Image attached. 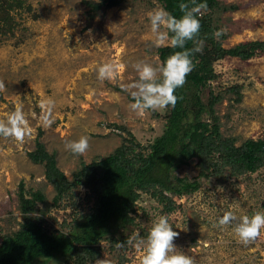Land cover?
<instances>
[{
	"label": "rangeland",
	"instance_id": "1",
	"mask_svg": "<svg viewBox=\"0 0 264 264\" xmlns=\"http://www.w3.org/2000/svg\"><path fill=\"white\" fill-rule=\"evenodd\" d=\"M20 1V8L7 13L0 5V81L5 85L0 91V119L20 106L33 133L23 143L0 137V237L15 231L21 222L16 197L19 182L26 192L42 193L46 206L53 196L42 165L31 163L26 156L34 141L54 157L58 170L70 180L81 165L105 157L120 145L125 135L115 126L146 146L160 134V117L165 114V109L153 111L156 116L149 111L143 115L132 112L128 107L131 97L123 90V85L138 79L132 67L135 62L159 65L156 50L162 46H156L147 16L160 8L156 0H126L93 13L83 1L99 0ZM210 19L217 30H223V48L264 40V0H218ZM106 62L115 66V77L100 81L97 68ZM213 70L217 77L209 88L221 95L214 106L220 135L232 138L235 146L247 139L264 140V53L245 62L225 58L216 61ZM233 85L239 87L237 101L235 95L224 93ZM205 97L203 90V103ZM49 98L55 102L54 123L45 127L39 119L40 102ZM81 136L89 137L84 154L65 150L66 142ZM173 175L191 181L196 175L194 161ZM84 194L80 187L73 189L80 212L89 205ZM173 199L176 208L166 216L173 231L179 233L174 245L196 264H264V228L257 240L244 245L232 231L235 222L218 224L225 211L238 218L264 212V168L243 177L224 173L218 179H200L195 192ZM131 202L136 226L121 228L116 234V238H127L125 244L119 242L123 247L100 243L99 259L138 264L136 240L146 237L152 222L164 214L161 206L144 194L132 192ZM36 207L43 210L41 205ZM71 212L70 208H49L45 219L60 223L68 220ZM38 264L54 262L40 260Z\"/></svg>",
	"mask_w": 264,
	"mask_h": 264
},
{
	"label": "trees",
	"instance_id": "2",
	"mask_svg": "<svg viewBox=\"0 0 264 264\" xmlns=\"http://www.w3.org/2000/svg\"><path fill=\"white\" fill-rule=\"evenodd\" d=\"M126 0L83 1L90 12L118 6ZM172 15H181L178 4L189 0H156ZM206 3L208 8L197 15L200 31L194 41L186 47L192 49L202 41V52L191 57L193 69L186 77V83L175 92L178 99L174 108L169 106L160 117V134L146 146L135 142L124 128L125 137L108 155L81 165L68 180L55 165L54 157L34 141V148L26 154L29 161L43 167V178L50 185L53 196L48 206L39 191L26 192L23 184L17 186L18 213L21 222L18 228L0 237V264H38L40 260H52L54 264H88L100 255V243L106 242L112 248L127 238L120 235L121 228L136 226L131 193L144 194L161 206L162 214L168 215L176 208L173 197L190 195L199 187V180L251 175L264 168V140L247 139L235 146L234 140L222 137L214 106L221 95L209 88L217 75L213 70L216 61L233 58L248 61L256 54L264 53V40L245 41L230 48H223L220 40L213 35L217 28L212 25L210 13L217 7L218 0H197ZM6 13L20 8V0H0ZM180 49L170 46L157 48L159 64L167 56ZM206 90L205 102L201 92ZM225 94L240 97L239 87L230 86ZM151 114H156L149 110ZM40 132H37V137ZM37 140V139H36ZM194 161L195 178L188 181L174 177L179 167ZM84 190V199L89 202L84 212L77 210L73 189ZM37 205L43 206L37 209ZM46 206V207H45ZM49 208H70L68 220L55 219L47 222ZM76 210V211H75ZM54 224L57 228H54ZM124 260L118 259L116 264Z\"/></svg>",
	"mask_w": 264,
	"mask_h": 264
},
{
	"label": "clouds",
	"instance_id": "3",
	"mask_svg": "<svg viewBox=\"0 0 264 264\" xmlns=\"http://www.w3.org/2000/svg\"><path fill=\"white\" fill-rule=\"evenodd\" d=\"M181 15L176 17L163 7L153 9L147 13L150 21V30L155 38L157 47L167 43L173 49H180L167 56L158 66L141 60L135 62L132 67L138 74V79L123 85V90L131 97L129 109L143 115L145 112L157 109L174 108L178 99L175 94L178 88L186 83L187 75L193 69L191 57L194 53L202 52V41L196 42V46L188 49V41H194L200 31V20L198 14L206 11V3H197V0L181 2L178 4ZM223 30H217L213 35L218 39ZM116 68L106 62L97 68V78L100 81L115 77ZM5 85L0 81V91ZM55 102L52 99L40 102L41 114L39 116L43 126L50 127L53 123V109ZM33 129L26 117L23 108L18 106L14 111L7 114L6 118L0 119V137L12 138L23 143L26 137H31ZM65 150L74 155H82L89 148V137L81 136L77 140L65 143ZM235 222V223H234ZM232 231L239 242L248 245L261 234L264 228V212H255L251 216L243 215L237 217L231 211H225L218 218L220 226L232 225ZM179 235L173 231L166 215L158 216L148 229L147 236L136 240L135 248L139 253L138 264H196L192 256L179 251L174 245V239ZM128 243H132L130 239ZM117 243V247H123ZM94 264H111L105 258L95 259Z\"/></svg>",
	"mask_w": 264,
	"mask_h": 264
}]
</instances>
